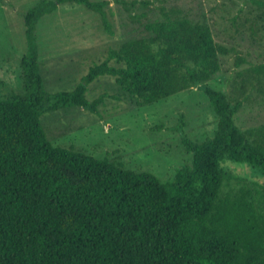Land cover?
<instances>
[{
	"label": "trees",
	"instance_id": "obj_1",
	"mask_svg": "<svg viewBox=\"0 0 264 264\" xmlns=\"http://www.w3.org/2000/svg\"><path fill=\"white\" fill-rule=\"evenodd\" d=\"M64 3L99 13L109 31L108 0H39L23 15L21 91L0 97V264H264V213L249 190L220 197L225 182L241 179L223 160L246 163L264 177V123L241 130L234 120L241 100L205 87L217 127L202 142L183 139L191 163L166 181L53 145L41 123L59 108L97 113L103 97L89 101L85 93L99 76H114L125 98L147 105L211 79L219 55L230 50L213 40L207 24L161 4L162 19L145 24L149 37L109 48L73 89L49 92L36 26ZM253 70L264 73V64ZM260 85L264 94V77Z\"/></svg>",
	"mask_w": 264,
	"mask_h": 264
},
{
	"label": "rangeland",
	"instance_id": "obj_2",
	"mask_svg": "<svg viewBox=\"0 0 264 264\" xmlns=\"http://www.w3.org/2000/svg\"><path fill=\"white\" fill-rule=\"evenodd\" d=\"M39 0H0V97L21 91L20 59L26 49L23 15ZM264 0H108L106 29L101 15L79 4H60L37 22L38 61L45 89L71 90L94 63L105 59L109 48L149 37L145 24L162 19L159 6L179 8L191 22L209 26L211 37L230 50L219 55V70L209 80L147 105L125 98L110 75L87 86L85 97L102 102L94 113L83 107L59 108L41 116L53 145L73 147L96 158L122 162L127 169L149 171L162 181L191 163L183 139L202 142L212 136L217 116L205 87L242 101L234 115L236 125L247 130L264 123V73L253 68L264 64ZM242 61L236 66L235 62ZM110 64L116 65L111 60ZM256 77H259L258 80ZM183 126L178 128L180 120ZM221 165L241 177L225 182L220 197L242 188L264 213L263 175L243 162L223 160Z\"/></svg>",
	"mask_w": 264,
	"mask_h": 264
}]
</instances>
